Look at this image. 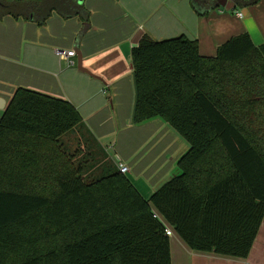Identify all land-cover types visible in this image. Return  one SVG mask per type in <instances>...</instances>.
I'll use <instances>...</instances> for the list:
<instances>
[{
    "label": "trees",
    "instance_id": "trees-1",
    "mask_svg": "<svg viewBox=\"0 0 264 264\" xmlns=\"http://www.w3.org/2000/svg\"><path fill=\"white\" fill-rule=\"evenodd\" d=\"M83 3L0 0V19L56 11L87 28ZM131 59L133 122L159 118L188 143L179 174L149 199L109 156L89 180L95 156L76 163L62 143L85 126L77 109L17 89L0 120V264H172L167 227L193 251L248 258L264 220V44L244 33L204 57L197 40L144 35Z\"/></svg>",
    "mask_w": 264,
    "mask_h": 264
},
{
    "label": "crops",
    "instance_id": "crops-1",
    "mask_svg": "<svg viewBox=\"0 0 264 264\" xmlns=\"http://www.w3.org/2000/svg\"><path fill=\"white\" fill-rule=\"evenodd\" d=\"M83 5L90 14L87 28L79 17L67 19L56 11L42 26L12 16L0 19V120L20 88L69 101L85 124L75 134L87 151H76L75 160L94 151L118 157L149 199L179 174L189 145L159 118L134 124L132 49L144 35L154 41L182 35L197 40L204 57L244 33L255 46L263 45L264 0L250 7L228 0L215 10L211 0H200L199 8L196 0H84ZM57 50H74V65L60 61ZM72 135L62 138L68 152ZM170 247L172 264H264V220L246 259L193 251L175 233Z\"/></svg>",
    "mask_w": 264,
    "mask_h": 264
},
{
    "label": "rangeland",
    "instance_id": "rangeland-1",
    "mask_svg": "<svg viewBox=\"0 0 264 264\" xmlns=\"http://www.w3.org/2000/svg\"><path fill=\"white\" fill-rule=\"evenodd\" d=\"M224 10H226V12L231 13V10H228L227 8H224ZM84 138V135H83ZM71 142L69 145V152L72 155H76L78 150H84L87 151L86 147H79L80 145L78 144V136L77 134H73L72 137L70 138ZM74 153V154H73ZM95 153V157L93 161L88 162L89 163V170L90 172L88 173L87 177L89 178V180L94 179L95 177H98V175L100 174V169L102 167V164L105 162L106 160V154H102L99 151H94ZM85 155L84 153L80 154V157L75 160L76 163L80 162V160L82 161H86L85 160ZM113 158V157H112ZM114 159V158H113ZM104 161V162H103ZM100 162H103L102 164H99Z\"/></svg>",
    "mask_w": 264,
    "mask_h": 264
},
{
    "label": "built area",
    "instance_id": "built-area-1",
    "mask_svg": "<svg viewBox=\"0 0 264 264\" xmlns=\"http://www.w3.org/2000/svg\"><path fill=\"white\" fill-rule=\"evenodd\" d=\"M237 16L242 17V14L239 13L237 14ZM56 53L60 61L62 62L64 61L68 65H71V66L74 65L73 60H71L76 55V52L74 50H57ZM115 162L117 164L119 171L122 174H127L129 172V167L123 161H121L118 157L115 158ZM165 232L168 237H171L173 235V231L169 227L166 228Z\"/></svg>",
    "mask_w": 264,
    "mask_h": 264
},
{
    "label": "water",
    "instance_id": "water-1",
    "mask_svg": "<svg viewBox=\"0 0 264 264\" xmlns=\"http://www.w3.org/2000/svg\"><path fill=\"white\" fill-rule=\"evenodd\" d=\"M80 3L83 2V0H79ZM228 0H218L219 6L225 7L227 4Z\"/></svg>",
    "mask_w": 264,
    "mask_h": 264
}]
</instances>
